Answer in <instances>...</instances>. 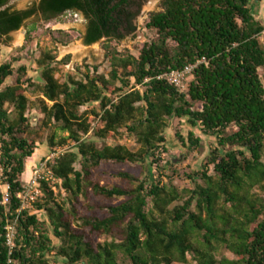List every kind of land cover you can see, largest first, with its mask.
<instances>
[{
  "label": "trees",
  "instance_id": "1",
  "mask_svg": "<svg viewBox=\"0 0 264 264\" xmlns=\"http://www.w3.org/2000/svg\"><path fill=\"white\" fill-rule=\"evenodd\" d=\"M262 1L163 0L162 11L151 14L146 24L157 38L135 57L110 44L136 32L142 0H40L25 11L0 0V38L33 17L50 22L80 14L86 24L84 44L106 39L111 68L109 78L86 67L83 79L60 83L55 59L45 53L36 62L40 84H35L27 78V67L14 70L20 58L0 65V166L10 196L7 207L0 197V264L8 261L5 227L16 218V264H191L188 256L195 264H264V201L251 195L264 184V84L259 75L264 25L254 13ZM35 30L33 24L27 44ZM202 59L207 64L194 71L184 94L156 79ZM68 63L66 57L57 64ZM13 77L14 84L7 85ZM28 88L42 96L41 130L54 125L67 135L56 141L53 134L48 148L73 146L50 165L56 188L65 194L61 201L41 180L44 197L35 204L37 212L17 214L21 178L41 139L40 133L30 136ZM89 105L99 111L81 112ZM169 119L185 123L186 139L178 137L184 146L200 144L194 129L217 143L202 171L193 175L205 186L184 191L189 197L182 206H174L182 193L146 173L148 164L162 170ZM122 129L140 145L137 152L97 143ZM88 136L92 139L85 140ZM210 167L216 180L208 176ZM101 176L123 184L102 186ZM221 247L235 259L217 261Z\"/></svg>",
  "mask_w": 264,
  "mask_h": 264
},
{
  "label": "rangeland",
  "instance_id": "2",
  "mask_svg": "<svg viewBox=\"0 0 264 264\" xmlns=\"http://www.w3.org/2000/svg\"><path fill=\"white\" fill-rule=\"evenodd\" d=\"M162 1L163 0H142L140 13L134 22L136 32L119 43L112 42L110 46L115 48L120 54L129 53L137 57L140 49L145 44L151 43L157 38L156 34L146 29V24L151 14L162 11ZM36 2L37 0H11L10 7L22 11L28 9ZM261 23L264 25V20H262ZM33 24L36 25V30L32 34L31 43L27 44L26 34ZM85 25L84 18L74 13H67L51 20L50 22H45L40 17H33L25 21L17 32L10 33L8 36L0 38V65L20 58L22 62L14 63V70L16 71L19 67L24 65L28 70L27 78L35 84H40V73L36 62L45 53H49L51 57L55 59V63L53 64V67H55L57 71L55 77L60 83L66 82L68 77H72L75 80L83 79V76L87 73L86 67L90 68V73H93V68H97L98 74L109 78L111 68L110 63L106 59V39H102L96 44L86 46L83 39L86 31ZM19 35L21 39L20 41L16 37ZM261 41L264 43V33L261 36ZM25 45H27V48L24 51H21L20 49ZM66 57H69V63L67 65L57 64ZM259 75L264 84V68L259 70ZM14 82L15 77L10 79L7 82V85H13ZM26 87L27 86H25V88ZM25 95L29 100L27 117L31 126L30 136L34 138L36 133H40L41 139L38 141V150L35 152L33 158L27 161V168L21 181L25 186L30 177V169L33 171L35 168L40 167V165H43L44 167L46 166L42 171L41 176L51 185L53 191L58 196V200L61 201L65 194L56 188L55 185L57 182L52 178V174H50V165L53 164L56 157L60 156L66 150L71 149L73 144H70L69 147L64 149L57 148L53 151L48 148V139L53 134H56L57 136L56 141L67 135L56 130L54 125L49 129L41 130L44 116L39 111V100L42 99V96L32 88H28ZM93 109L99 111L98 107L89 105L82 108L81 112L91 111ZM195 109H199V106H196ZM9 111H12V109L9 108ZM11 119H14L13 113L11 114ZM167 126L168 127L164 133L166 139V152L162 154L161 162L159 164L162 170L158 171L156 166H152V164L150 166L148 164V171H146V173L148 174L149 171H151V175L157 182L160 181L161 185L173 186L182 193L183 199L174 204V206H182L189 197V194H185L184 191L193 190L196 185L205 186L203 180L196 178L193 175L202 171L206 159L210 156L212 150L217 147V143L215 139L202 135L199 129H194V135L200 140V144L194 148L189 142H187L186 146H184L183 142H181L178 137L180 136L186 139L187 128L185 123L177 119H169L167 120ZM233 131V128H230L227 133L232 134ZM91 139L92 138L89 136L85 138V140ZM97 143L99 146H124L132 152H137L140 149V145L137 143L136 139L129 137L125 129L120 130L119 134L112 136V138L107 139L105 142ZM49 158H51V160L46 162ZM30 163L32 165H30ZM76 170H80L78 165L76 166ZM208 176L215 180L217 179L213 167L209 168ZM98 179L100 185L108 188L123 184L120 179L110 176H101ZM133 187H136V185H133ZM4 191L5 188L1 181V198L3 197ZM251 195L264 201V184L252 189ZM43 197L38 202H41ZM35 204L27 209L30 213L37 212ZM150 207L151 204L149 205V208ZM228 207H230V205ZM44 215V213H40V218L42 220L44 219ZM104 240L105 237L100 238V242H103ZM222 258L229 260L235 259L228 250L221 247L218 250L216 259L217 261H220ZM51 260L53 261L55 258H51ZM188 261L191 264H195L191 256H188Z\"/></svg>",
  "mask_w": 264,
  "mask_h": 264
},
{
  "label": "built area",
  "instance_id": "3",
  "mask_svg": "<svg viewBox=\"0 0 264 264\" xmlns=\"http://www.w3.org/2000/svg\"><path fill=\"white\" fill-rule=\"evenodd\" d=\"M206 64L207 61L205 59H202L194 65L187 66L182 71H171L158 76L156 79L158 81L167 82L170 86L176 88L180 93L184 94L187 91L188 83L192 79L194 71L198 68V66ZM149 81L150 79L146 80L145 83H148ZM50 160L51 158L47 159L46 162H49ZM44 168H46V166L44 167L43 165H40V167L35 168V170L32 171V177L30 181L23 187V190L17 195V200H19L21 203V207L17 211V214H19L21 211L27 210L29 207H32L43 197V193L40 189V181L44 180L41 176V173ZM1 181L2 168L0 166V185ZM4 188L5 191L3 192L1 205L7 207L10 203L9 187L4 186ZM5 232L6 246L8 248L7 264H16V262L13 260V253L16 249L17 218L12 223L7 224V226L5 227Z\"/></svg>",
  "mask_w": 264,
  "mask_h": 264
},
{
  "label": "crops",
  "instance_id": "4",
  "mask_svg": "<svg viewBox=\"0 0 264 264\" xmlns=\"http://www.w3.org/2000/svg\"><path fill=\"white\" fill-rule=\"evenodd\" d=\"M254 13H255V16L258 19V21L262 22V20H264V0L262 1L261 4H259L258 6L255 7ZM30 165H32V164L30 163ZM26 168H27V165H26ZM31 177H32V170H31V176L29 177L27 182L30 181Z\"/></svg>",
  "mask_w": 264,
  "mask_h": 264
},
{
  "label": "flooded vegetation",
  "instance_id": "5",
  "mask_svg": "<svg viewBox=\"0 0 264 264\" xmlns=\"http://www.w3.org/2000/svg\"><path fill=\"white\" fill-rule=\"evenodd\" d=\"M39 1H40V0H37L36 4H38ZM31 6H32V5H31ZM31 6H30V7H31ZM30 7H29V8H30ZM29 8H28V9H29ZM28 9H25V10H28ZM13 10H15V9H13ZM25 10H22V11H25ZM17 11H18V10H17ZM77 15H78V14H77ZM79 15H80V14H79ZM80 16H81V15H80ZM40 18H41V17H40ZM85 32H86V31H85Z\"/></svg>",
  "mask_w": 264,
  "mask_h": 264
},
{
  "label": "bare ground",
  "instance_id": "6",
  "mask_svg": "<svg viewBox=\"0 0 264 264\" xmlns=\"http://www.w3.org/2000/svg\"><path fill=\"white\" fill-rule=\"evenodd\" d=\"M153 5V4H152ZM17 37V39L20 41L21 39H20V35L19 36H16ZM30 176H31V169H30Z\"/></svg>",
  "mask_w": 264,
  "mask_h": 264
}]
</instances>
